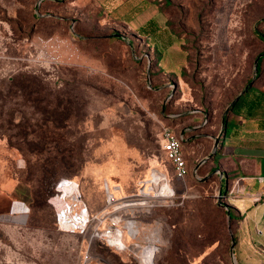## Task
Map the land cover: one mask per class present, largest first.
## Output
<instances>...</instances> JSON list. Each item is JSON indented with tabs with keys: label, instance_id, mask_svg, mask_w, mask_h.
<instances>
[{
	"label": "rangeland",
	"instance_id": "1",
	"mask_svg": "<svg viewBox=\"0 0 264 264\" xmlns=\"http://www.w3.org/2000/svg\"><path fill=\"white\" fill-rule=\"evenodd\" d=\"M260 35L264 0H0V264H141L154 227L151 264H233L218 158L198 163ZM165 127L182 138L183 177L161 150ZM154 169L172 195L133 198ZM106 188L115 203L152 200L117 213L122 250L57 219L110 210Z\"/></svg>",
	"mask_w": 264,
	"mask_h": 264
},
{
	"label": "crops",
	"instance_id": "2",
	"mask_svg": "<svg viewBox=\"0 0 264 264\" xmlns=\"http://www.w3.org/2000/svg\"><path fill=\"white\" fill-rule=\"evenodd\" d=\"M258 80L237 109L233 105L228 110L224 135L219 137L220 128L214 135L219 190L221 184L226 187L222 203L231 214L228 232L236 264H264V65Z\"/></svg>",
	"mask_w": 264,
	"mask_h": 264
},
{
	"label": "built area",
	"instance_id": "3",
	"mask_svg": "<svg viewBox=\"0 0 264 264\" xmlns=\"http://www.w3.org/2000/svg\"><path fill=\"white\" fill-rule=\"evenodd\" d=\"M161 150L164 153V157L171 162L175 175L177 177H183L187 170L181 153L180 136H177L175 133H173L170 129L166 127L163 128L161 131ZM58 188H56V190L61 192ZM150 194H152L151 191ZM140 195H141L140 192L137 191V193L134 195L133 198L141 197ZM71 196L74 199H76L77 197L76 195H73V192ZM161 196H163L164 199L167 198L165 193H163V195ZM115 201L116 200H113V202ZM119 201L120 200H118L117 203ZM142 205L144 204H141V206ZM151 205L152 204H149L148 202L145 207ZM134 206H139V205L135 204L133 205V207ZM122 208L123 205L120 206L118 205L115 208L110 207V210L103 211L101 213L93 215L88 212V209L84 204H80L77 210L71 213H69L70 210L69 207H64V208L62 207L58 210L57 219L60 225L63 228H65L67 231L82 235H88L91 238L101 239L110 246L108 241L111 239V237L113 238L114 236H116L115 231L117 229L122 230V228L118 227L120 214H117L119 211H121ZM102 222H103V227L98 229L99 224H101ZM118 243H119L118 245H120L119 241ZM124 248L125 246L123 245L121 249Z\"/></svg>",
	"mask_w": 264,
	"mask_h": 264
},
{
	"label": "bare ground",
	"instance_id": "4",
	"mask_svg": "<svg viewBox=\"0 0 264 264\" xmlns=\"http://www.w3.org/2000/svg\"><path fill=\"white\" fill-rule=\"evenodd\" d=\"M157 171L155 169L152 170L150 180L142 183V186L140 188V194L142 196L148 195V193L150 194V191L154 192V197H163L161 196L163 195V193L166 194V197H169L170 195H172V191L170 190L168 185L164 183L161 184V181L165 179L164 173L159 172V171L157 172ZM147 184H149L148 189H146ZM58 189L60 191H63V194H66L68 190H73V188L70 187L67 181H63V183L59 186ZM106 189L108 191V188ZM113 200H115L114 196H112V194H110L108 191L107 202L110 203L111 205L113 204L112 208H115L118 205L119 206L123 205V207H131L135 204L137 205L144 204L145 206L147 205L148 202L149 204H151L152 202V200L150 199L142 200L139 202L138 201L136 202H126V201L123 202L122 201L120 203H117V202L115 203L113 202ZM128 205H131V206H128ZM125 228L127 230V234L129 231V234H130V235L128 234L129 237H131L132 239L137 238V224L134 221L127 222ZM115 233H116V236H114L113 238L111 237V239L108 242L110 246H113L119 250H122L121 247L124 245V243L122 242L123 241L122 232L120 231V229H117ZM118 241L120 242V245H118L119 244ZM149 242L150 244L148 246L143 247L141 251L137 254V257L141 264H151L152 263L154 250L157 248V244L160 243L159 227H154L150 230Z\"/></svg>",
	"mask_w": 264,
	"mask_h": 264
},
{
	"label": "water",
	"instance_id": "5",
	"mask_svg": "<svg viewBox=\"0 0 264 264\" xmlns=\"http://www.w3.org/2000/svg\"><path fill=\"white\" fill-rule=\"evenodd\" d=\"M257 58L258 57H255L254 61H253V69H254V73L253 75L251 76V78L249 79V81L247 82V84L240 90L237 92V94L233 97V99L229 102L228 106H227V110H229L233 105L234 103L237 101V99L245 92L247 91V89L250 87V85L252 84V82L254 81V79L256 78L257 74H258V71H257V68H256V63H257ZM228 113V111H227ZM226 118L227 117H224L221 119V127L219 129V137L223 136L224 135V132H225V123H226ZM181 138V136H180ZM182 139V138H181ZM217 142H218V136H213V146H212V149L211 151L204 157L202 158L198 164H202L203 162H205V160L209 157H211L215 151H216V146H217ZM224 187V186H223ZM219 197L217 196V205L219 206H222L225 208L226 210V215L228 217V210L226 208V205H224L222 202L219 201L218 199ZM231 242H230V245H229V253H230V257H231V260H232V263L233 264H236L235 263V260L233 258V255H232V247H233V239L232 237L230 238Z\"/></svg>",
	"mask_w": 264,
	"mask_h": 264
},
{
	"label": "trees",
	"instance_id": "6",
	"mask_svg": "<svg viewBox=\"0 0 264 264\" xmlns=\"http://www.w3.org/2000/svg\"><path fill=\"white\" fill-rule=\"evenodd\" d=\"M259 38L264 42V37L262 36V35H260L259 36ZM261 56H264V53H262V54H259L258 55V58H257V64H256V68H257V71L259 70V61H260V58H261ZM164 154V153H163ZM223 189H221L220 190V192L222 191ZM225 192L223 191V194H224ZM222 194V193H221ZM220 201V200H219ZM220 202H222V201H220ZM228 218L230 219L231 218V214L228 212Z\"/></svg>",
	"mask_w": 264,
	"mask_h": 264
}]
</instances>
